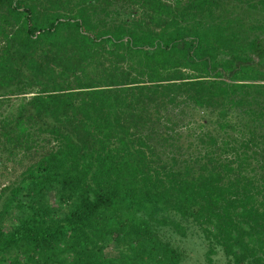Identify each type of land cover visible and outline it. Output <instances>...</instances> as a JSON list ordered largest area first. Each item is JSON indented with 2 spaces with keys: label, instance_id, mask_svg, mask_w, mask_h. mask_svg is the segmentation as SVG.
Listing matches in <instances>:
<instances>
[{
  "label": "trees",
  "instance_id": "16d2710c",
  "mask_svg": "<svg viewBox=\"0 0 264 264\" xmlns=\"http://www.w3.org/2000/svg\"><path fill=\"white\" fill-rule=\"evenodd\" d=\"M247 4L264 13V0ZM218 7L0 0V95L22 94L12 131L25 117L51 119L37 124L53 143L4 189L5 211L28 210L12 228L0 227V254L20 243L28 252L6 264H181L150 227L153 218L166 223L164 213L198 224L234 264H264V131L250 129L231 147L201 133L199 154L179 164L147 129L164 104L226 112L264 87V23L245 36L214 20ZM252 148L262 150L260 160L248 157ZM254 164L258 172L246 167ZM53 186L71 203L63 217L44 199ZM111 238L128 241L130 253L112 249Z\"/></svg>",
  "mask_w": 264,
  "mask_h": 264
},
{
  "label": "rangeland",
  "instance_id": "374dc122",
  "mask_svg": "<svg viewBox=\"0 0 264 264\" xmlns=\"http://www.w3.org/2000/svg\"><path fill=\"white\" fill-rule=\"evenodd\" d=\"M170 1V0H168ZM219 7L216 10L215 21H222L230 29L241 31L243 35H251L249 25L264 23V13L247 4V0H217ZM112 5L111 7H113ZM142 4L130 8V13L140 14ZM264 83V81H262ZM22 100V94L0 95V227L12 228L20 219L28 214L25 208H18L14 204L4 210L9 192L5 187L16 184L22 173L31 165L41 153L53 147L49 135L39 128L37 123L49 125L52 120L43 118L39 122L22 121V129L14 130L12 117L18 115L17 104ZM167 109V114L164 110ZM264 87L247 92L241 105L230 106L224 112L214 107H200L180 101L173 106L162 105L159 115L152 113L147 129H152L153 141L157 147L164 150V155L175 153L178 163L199 154L196 142L201 133H211L218 140L227 139L231 147L235 140L240 144L247 137L250 129H256L258 134L264 131ZM4 133H8L6 138ZM262 147V146H260ZM162 150V151H163ZM254 148L249 150L248 157H257L260 160L262 150ZM250 169L254 166H246ZM45 202L49 205L53 216L63 217L71 203L61 200L60 189L53 186L43 193ZM25 201L24 198H22ZM162 217L167 218L166 223L157 220L149 222L155 235L162 241L170 243L181 254V264H234L232 259L225 255L221 247L210 237H206L201 227L187 218H178L169 213ZM175 223L180 225L179 229ZM112 249L130 253L128 241L111 238ZM212 249V250H211ZM26 245L20 243L11 246L0 254V261L4 264L13 259L27 260ZM133 264H142L135 258Z\"/></svg>",
  "mask_w": 264,
  "mask_h": 264
}]
</instances>
